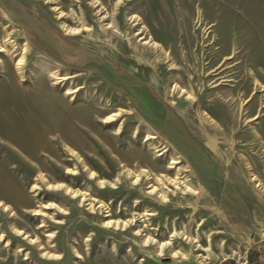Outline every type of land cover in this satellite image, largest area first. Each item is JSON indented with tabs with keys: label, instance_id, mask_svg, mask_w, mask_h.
<instances>
[{
	"label": "rangeland",
	"instance_id": "obj_1",
	"mask_svg": "<svg viewBox=\"0 0 264 264\" xmlns=\"http://www.w3.org/2000/svg\"><path fill=\"white\" fill-rule=\"evenodd\" d=\"M263 237L264 0H0V264H245Z\"/></svg>",
	"mask_w": 264,
	"mask_h": 264
},
{
	"label": "bare ground",
	"instance_id": "obj_2",
	"mask_svg": "<svg viewBox=\"0 0 264 264\" xmlns=\"http://www.w3.org/2000/svg\"><path fill=\"white\" fill-rule=\"evenodd\" d=\"M141 39V38H140ZM141 40H144V39H141ZM143 45V44H142ZM144 45L148 46L151 50L157 48L158 45H156L155 43H153L152 41H150L149 39L145 40L144 41ZM145 46V47H146ZM157 50V49H156ZM3 51V50H2ZM23 62V59L20 58L19 61H18V65H19V70L21 71V64ZM35 69L37 70H42L44 72H47L50 76H52L57 82L60 81V77H59V72L57 71L56 68L42 62V61H38L36 62L35 64ZM21 74L23 75V71H21ZM68 94L71 93L70 90L67 91ZM72 94V93H71ZM206 115V114H203V116ZM113 117V116H112ZM207 117V116H206ZM204 118V117H203ZM210 119V118H209ZM208 119V120H209ZM109 120V119H108ZM206 120V119H205ZM211 120H209L208 122H210ZM208 122L204 121L203 123L206 124V125H209ZM213 121H211L212 123ZM215 125V124H214ZM210 126V125H209ZM213 127V126H211ZM253 180V179H252ZM254 183V182H253ZM34 188V187H33ZM37 188V187H36ZM104 226L109 228V227H114V228H117L116 225H111V223H104ZM223 233V232H222ZM178 235V234H177ZM221 233L219 232H213L211 233L210 235H204V239H202L204 241V243L206 245H201L199 243V241L196 239V238H193L191 236H182V237H175L176 234H173L171 237H174L173 239L178 242L179 244H182V245H186L190 251L188 253H180L179 255L173 253V257H181L183 260H187L189 259V253L191 252H195L196 254L194 256L195 259L197 260H200V261H206L207 259H209L208 257H210L212 255V249L215 248L217 250H221V248L223 247V244L221 242L222 238H221ZM181 236V235H180ZM201 236V235H200ZM203 236V235H202ZM224 236V235H222ZM170 237V238H171ZM198 237V236H197ZM214 239V244L212 243ZM221 242V243H220ZM170 244V243H169ZM166 245V244H165ZM171 245V244H170ZM173 245V243H172ZM207 246L206 249H203V247ZM185 247V246H184ZM171 248V247H170ZM187 249V248H186ZM188 249V250H189ZM160 252V250H159ZM177 252V251H176ZM181 252V251H180ZM204 252V254L206 255V257H203V254L202 253ZM158 254V253H157ZM160 254V253H159ZM161 255V254H160ZM194 259V260H195ZM179 260V259H178ZM207 264V263H206Z\"/></svg>",
	"mask_w": 264,
	"mask_h": 264
},
{
	"label": "trees",
	"instance_id": "obj_3",
	"mask_svg": "<svg viewBox=\"0 0 264 264\" xmlns=\"http://www.w3.org/2000/svg\"><path fill=\"white\" fill-rule=\"evenodd\" d=\"M221 264H239L227 259ZM245 264H264V237L248 250L247 262Z\"/></svg>",
	"mask_w": 264,
	"mask_h": 264
}]
</instances>
